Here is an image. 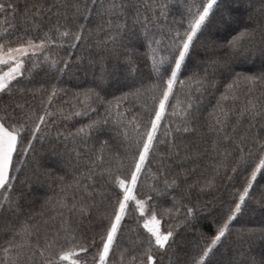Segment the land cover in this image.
Masks as SVG:
<instances>
[{
	"label": "snow or ice",
	"instance_id": "obj_1",
	"mask_svg": "<svg viewBox=\"0 0 264 264\" xmlns=\"http://www.w3.org/2000/svg\"><path fill=\"white\" fill-rule=\"evenodd\" d=\"M134 7L129 28L116 0L99 5L97 0H24L22 9L20 0H0L6 23L21 18L19 26L10 24L0 35V264H115L114 255L127 243L121 240L126 222L142 227L147 237L121 249L119 264H162L164 254L181 251L184 264H264V252L226 256L227 248L220 250L246 206L258 203L264 211V201L252 196L257 177L264 179V91L252 95L256 85L264 86V0H183L180 18L172 21L163 0ZM120 16L125 22L113 24ZM100 34L98 52L75 55ZM133 40L145 49L147 76L139 79L131 77L138 71L127 51ZM57 46L67 54H50ZM257 52L258 72L237 71ZM107 57L132 79L118 89L119 96L110 91ZM90 70L92 86L72 92L75 103L69 109L56 107L57 98L70 94L60 87L64 78L80 72L86 77ZM242 89L247 100L238 105ZM206 93L215 100L211 111L204 104ZM73 117L87 123L71 131L59 128ZM177 137L194 139L185 143ZM53 140L63 142L65 151L53 147L57 164L48 167L34 150L37 141ZM197 161H204L211 175L201 171V178L188 184L200 168ZM188 163L192 169L184 167ZM147 177L152 182L144 191L140 181ZM217 177L239 186L208 221L206 233L199 229L204 205L192 194L217 190ZM53 186L54 196L46 195L37 210L33 194ZM259 190L264 192V185ZM167 219L177 220L175 228L164 226ZM182 227L198 236L191 252L179 241ZM256 231L247 229L249 235ZM259 231L264 235V228ZM217 254L221 259L214 260Z\"/></svg>",
	"mask_w": 264,
	"mask_h": 264
},
{
	"label": "trees",
	"instance_id": "obj_2",
	"mask_svg": "<svg viewBox=\"0 0 264 264\" xmlns=\"http://www.w3.org/2000/svg\"><path fill=\"white\" fill-rule=\"evenodd\" d=\"M29 3H32L33 0H28ZM50 2V0H49ZM109 0H97L98 5L99 4H107ZM117 3H120L124 6V11L127 14V24L128 27L131 28L132 26V17L133 14L137 11V8L134 7V5H140L144 3V0H116ZM163 2H166L169 6V11L171 14L168 16V20L172 21L174 19L180 18V12L183 10L181 5L183 0H163ZM24 0H20V6L21 9L23 8ZM141 13L143 14V9H140ZM240 14H242V19L246 18V13L241 9ZM6 14H0V35H3L5 31L10 30L9 25L10 24H16L19 26L20 23V16L19 14L16 16V18L13 20L11 18H7V23L5 22ZM107 18V17H106ZM125 16H120L119 18L113 19V24L117 23H124L125 22ZM98 20L93 19L92 22L89 24V30L94 31L96 29ZM104 35H92L91 38L88 40L87 44L83 46L82 51H78L75 55H84L87 57L89 55V49L93 54L99 51V49L96 47L98 40H103ZM60 42L58 41V44ZM111 47V45H109ZM125 50L122 49V52ZM127 51L131 52L133 59L136 61V66L138 68L137 72L131 73V77H135L136 79H139L141 75L147 76V69L144 67V56L142 53L145 51L144 48L139 47L138 41H131L129 45L127 46ZM50 54L56 56L57 58L65 56L66 50L60 47H54L49 49ZM75 55L73 56V59L75 58ZM40 59L42 60L43 57L41 56ZM125 59L124 55H121L120 60L121 62ZM260 55L259 52L255 54V56L251 57L249 62L241 63L240 67L237 68V71L241 72H258L260 70ZM104 63L107 65L109 69H112V88L110 91H112L116 96L120 95V92L118 89L121 88V86L125 83L131 84L132 79H125L124 75V69L121 66H117V61L114 58L107 57L104 61ZM96 71H99V68L96 69ZM93 78L92 71L90 70L85 77L83 72L77 73L75 76H66L64 78V83L60 85L62 88H66L69 90L70 94L68 96H60L55 101L56 107H64L65 109H69V105L72 103H75L71 99V93L75 92L78 88L83 89L87 87H91V80ZM124 91H127V88L123 89ZM246 89L241 90V100L239 103H244L247 100V97L244 95V92ZM261 91H264V86L256 85L255 89L252 93L253 96H258ZM182 97V93L179 94ZM218 95V93L216 94ZM5 97V101H6ZM64 101H68V103H64ZM211 104L215 103V100L213 98V95L211 93L205 94L204 104L208 105L207 111H211ZM95 118V117H93ZM204 119H207V114H205ZM81 123H87V119H83L80 117H73L71 120L61 123L59 125V128L61 130L67 129L71 131L74 127H79ZM203 123V121H202ZM247 123V121H245ZM243 127V125H241ZM260 127V122H257V128ZM57 129H53V133H55ZM203 130V129H202ZM102 139H106V137H102ZM181 139H184V142L187 143L189 139L192 138H182L177 137V141L179 142ZM110 146L113 150L116 149L117 144L110 141ZM93 144L92 141L89 142V146L91 147ZM55 147L57 152H64L65 151V145L63 142H56L52 141L51 143H44L41 145L39 141L36 142L34 154L36 158L42 160L48 167H54L57 164V156L52 152V148ZM68 147L71 148V143L68 144ZM98 147V145H97ZM31 158H29V161ZM197 163L200 165V168H198L196 171L191 172L190 177L187 181L188 184H192L194 181L201 178L200 173L201 171L204 172L205 175H211L210 169L204 168V161H197ZM28 167H30V163H25V171H27ZM184 167H187L188 169L193 168L192 163H188L187 165H184ZM156 170V166L153 165V171ZM221 172H223V169H221ZM62 174V173H61ZM242 173L240 175V178H242ZM224 179L226 178H220L217 177L216 183L219 185V188L215 191H206L204 194L197 196L195 191H193L192 194V200L196 201L197 199L199 202L204 205V208L202 209L201 216L202 219L201 223L199 225V229L204 232H209V224L208 221L212 219L214 215L218 214V210L220 207V204L226 203L229 198L231 197V193L234 189V187H238L239 185L236 184L234 186H227L224 183ZM257 180L259 183L257 184V190L252 192V196L254 200H262L264 201V192L260 191V186L264 185V179H261L259 176L257 177ZM151 177L142 178L140 183L144 185V191H147V185L151 183ZM17 188H19V184L17 185ZM55 193V187L52 188L45 187L44 189H41L40 191L33 194V197L35 198V203L37 210H39V205L43 202V198L47 196H54ZM171 196V193L168 194ZM14 196V193H13ZM33 197H30L32 199ZM55 198V197H54ZM0 199H3V192L0 191ZM159 203H164L163 199L159 201ZM165 207L171 206V201L164 204ZM179 207V205H177ZM183 212V209H181V213ZM176 216V213L173 212V217ZM182 219V216L179 217ZM87 223V222H86ZM164 226L166 227L167 224H172L175 228V224L177 223L176 219H167L166 222H162ZM257 229V231L253 235H249L247 232V229ZM264 228V211H262L261 204L258 203H251L248 206L245 207L243 213L239 216V218L236 220L234 224H232V232L231 235L227 240H225L224 244L221 245V252L227 248L226 256H232L234 253L242 252L245 250L250 249V251L246 252V255H255L260 254L261 252H264V235L261 234L259 229ZM180 236L179 241L182 242V247H186L189 252L192 250V246L197 243L198 236L195 232L190 230V228H181L179 229ZM147 237V232L142 227L137 228V225L135 222H126L124 224V230L121 234V240H126L127 243H124L120 246V249L117 250L116 254L114 255L113 259L115 264H119V252L121 249H130L133 244H136L139 242L140 239H145ZM132 255L131 252L128 253L127 258H130ZM179 260L180 264H184L185 256L183 254V251L176 254L174 257H170L169 254H164L162 256V264H170L172 260ZM214 260L221 259L220 255L217 254L213 257Z\"/></svg>",
	"mask_w": 264,
	"mask_h": 264
},
{
	"label": "rangeland",
	"instance_id": "obj_3",
	"mask_svg": "<svg viewBox=\"0 0 264 264\" xmlns=\"http://www.w3.org/2000/svg\"><path fill=\"white\" fill-rule=\"evenodd\" d=\"M241 15V17H242V14H240Z\"/></svg>",
	"mask_w": 264,
	"mask_h": 264
}]
</instances>
